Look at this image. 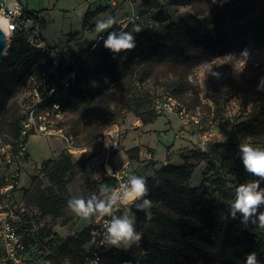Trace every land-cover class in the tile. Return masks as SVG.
Returning a JSON list of instances; mask_svg holds the SVG:
<instances>
[{
    "label": "trees",
    "instance_id": "obj_1",
    "mask_svg": "<svg viewBox=\"0 0 264 264\" xmlns=\"http://www.w3.org/2000/svg\"><path fill=\"white\" fill-rule=\"evenodd\" d=\"M177 2L192 5L195 11L177 22L170 21L166 31L154 26L142 28L140 33H134L135 49L121 52L115 58L103 47L100 37L76 57L73 68L66 73H50L47 70L45 59L54 51V46L48 43V49H37L28 42L23 32L14 31L6 53L0 59V138L7 142H16L19 138L21 121L30 103L23 86L30 76L40 84L55 88L50 96H45L44 102L59 103L63 110L59 125L73 136L74 145L78 147L94 143L95 138L103 134L104 128L113 123L107 119L98 124L87 121L88 105L84 103L87 99L92 102L104 98V106L112 102L118 111L131 110L144 124L156 119L159 114L153 107L154 96L150 97L149 105L143 98L125 92L126 80L132 75L138 83L161 77L164 91L158 95L170 94L184 102L182 96L192 90L190 69L222 43L219 29L223 12L220 0L206 13L197 8L204 0ZM252 10L247 19L251 27V43L264 38V2L252 7ZM97 12L98 9L87 10L82 18V27L88 26L87 21ZM72 70L75 73L73 81L66 86ZM96 77L98 86L85 83L86 79ZM15 93L19 95L18 99L10 102ZM146 105L149 107L146 108ZM70 112H79L80 115L75 121H68L66 115ZM231 131L235 135L251 137L264 149V106L256 113L233 122ZM80 134L82 144L77 141ZM139 151V146L125 151L130 164L139 160ZM72 155L64 149L57 157L44 159L38 176L30 180V186L20 195L17 192L21 187L16 190L15 196L24 206L37 208L39 219H58L65 215L67 201L72 197L64 193H49L41 186V181L46 178L50 183L62 186L77 171L84 169L89 157L73 160ZM179 157L182 159L179 164L166 161L155 166L156 161H151L154 169L149 175H141L136 167L131 169V175L143 176L147 180L149 195L146 198L152 201V219L146 221L144 212L133 206L129 216L135 219L137 231L143 233L139 246L133 245L127 250L104 247L100 251L99 264H245L247 254L252 252L260 264H264V231L252 223L242 224L239 216L231 219L229 207L223 201L234 200L238 186H228L219 172V166L208 158L202 173L215 172L219 199L202 197L198 187L189 185L195 165H191L185 155L179 153ZM234 162V170L242 184L257 179L244 171L239 155ZM103 174L107 186L104 183L101 186L109 192L112 179L104 171ZM261 211H264V206ZM121 214L122 210L117 212V215ZM89 229L90 225L63 238L52 227L44 225L38 244H48L53 249L51 256L58 264L75 262L88 251L84 245L88 243ZM72 243L73 247H70ZM66 250L70 255L67 259L56 254Z\"/></svg>",
    "mask_w": 264,
    "mask_h": 264
},
{
    "label": "rangeland",
    "instance_id": "obj_2",
    "mask_svg": "<svg viewBox=\"0 0 264 264\" xmlns=\"http://www.w3.org/2000/svg\"><path fill=\"white\" fill-rule=\"evenodd\" d=\"M20 1L27 8L40 11L44 17L41 27L42 34L46 41L54 46V51L45 59L47 70L50 73L68 72L73 68L76 57L82 54L92 41L107 35V31L101 34L95 32L97 20L108 16L116 18L117 24L108 31L120 32L122 24L130 20H134L141 28L154 26L161 31H166V26L170 21L177 22L195 11L192 5L182 4L177 0ZM260 2L264 0H253L252 2L229 0L227 5L222 6L223 16L219 29L222 43L212 48L202 61L190 69L189 79L192 82V90L182 97L190 116L197 119L202 129L210 133L207 140L203 142L208 150L206 152L200 150L199 144L202 142L193 120L190 125L182 126L175 114H159L153 122L145 123L141 129L142 132L137 131L141 134L140 142H148L147 146L143 145L146 147L143 148V157L147 161L141 166L144 169L143 174L150 173L147 167L151 161H155L151 157H156L157 154L162 157L167 150H170L172 153L170 160L173 164L181 162L182 159L179 157L181 153L189 159L191 165H195L189 185L198 187L202 197L219 199L215 172L202 173L208 158H212L219 166V172L228 186L236 187L242 184L240 176L234 170V161L239 155L238 145L251 144L256 148H260L261 145L254 143L251 137H242L232 133L231 124L256 113L264 106V91H257L260 78L264 77V38L251 43L249 40L251 27L247 23L253 11L252 7H256ZM213 7L212 0H204L200 6H197L198 10L204 13L211 11ZM87 9H98V12L87 21L88 26L82 27V15ZM131 28L132 23H128V27L123 30L130 31ZM245 48L249 51L247 62L240 55L241 50ZM212 73H219V78L214 77ZM85 83L98 86L99 80L97 77L88 78ZM126 83L125 92L131 93L134 97L143 98L149 105L150 97L164 91L161 77H152L138 83L132 75L128 77ZM18 97L19 95L15 93L10 102H14ZM88 100L84 102L88 105L86 108L87 121L98 124L107 119L113 122L104 128L103 133L108 128H117L122 143L129 132H134L143 125L131 110L118 111L117 106L112 102L104 106V98H98L92 102ZM79 115V112H70L66 118L68 121H75ZM99 115H102L101 119ZM77 137V141L82 144V134ZM131 140L134 141V139ZM64 143L58 136H47L41 133H32L28 136L26 145L29 156L21 172V188L17 195L30 186V180L33 177L38 176L39 167L44 159L57 157L64 150ZM149 145L155 149L148 147ZM84 147H86L85 150L73 153V160L91 156L100 157L95 143ZM121 155L122 153L118 156V162L124 158ZM115 161L113 154L111 162L117 168ZM135 167L136 163H131L129 171ZM103 171L101 167L93 169L86 163L84 169L77 171L62 186L52 184L46 178L42 179L41 186L49 193H64L72 198L87 199L93 193L103 198L105 195V192L101 191L104 187L101 183L105 181ZM104 185L107 186L106 183ZM223 201L229 207L230 200L223 199ZM43 222L65 238L87 227L91 220L80 218L67 208L64 216L58 219L47 217ZM70 247H73V243ZM56 254L59 258L62 256V259L70 257L69 250L64 253L58 251Z\"/></svg>",
    "mask_w": 264,
    "mask_h": 264
},
{
    "label": "built area",
    "instance_id": "obj_3",
    "mask_svg": "<svg viewBox=\"0 0 264 264\" xmlns=\"http://www.w3.org/2000/svg\"><path fill=\"white\" fill-rule=\"evenodd\" d=\"M0 18L7 43L14 31L25 34L28 42L37 49H48V42L42 34L41 27L44 17L40 11L28 9L20 0H0ZM74 71H70L65 82L69 86L74 78ZM54 87L38 83L33 77H28L23 91L30 98L26 114L21 121L19 138L16 142H7L0 138V264H58L51 254L53 249L48 244L39 246L42 238L45 219H39V212L35 207L24 206L15 196L20 187V176L28 149L26 140L32 133L62 138L64 148L70 153L85 150L86 147L74 145V138L59 124L63 118V110L57 102L45 103V96H50ZM153 107L156 113H173L180 120L181 125H190L193 120L199 130V138L203 143L210 133L202 129V125L190 116L187 105L170 94L163 93L154 96ZM26 138V140H25ZM120 132L117 128H108L102 135L95 138L94 143L101 145L100 157H89L88 165L93 169L101 167L112 180L110 191L118 190L131 175L130 161L122 160L115 168L111 159L120 146ZM111 168V174L107 172ZM27 217L23 218L22 215ZM29 218V219H28ZM105 219H108L105 217ZM88 242L94 241L87 253L78 261L67 264H90L100 256L103 244L105 226L103 221L96 223V218L90 222Z\"/></svg>",
    "mask_w": 264,
    "mask_h": 264
},
{
    "label": "clouds",
    "instance_id": "obj_4",
    "mask_svg": "<svg viewBox=\"0 0 264 264\" xmlns=\"http://www.w3.org/2000/svg\"><path fill=\"white\" fill-rule=\"evenodd\" d=\"M228 0H220L219 6H223ZM213 4H217V0H212ZM128 23H132L130 31H125ZM117 24L116 18L108 16L95 22V32L101 34L108 32L107 37L102 39L103 47L113 54V58L121 52H127L135 49L136 37L134 33H140L142 28L136 24L134 20L122 24L120 32L108 31ZM241 57L247 62L249 58L248 49H242ZM214 77L219 78V73H212ZM257 91H264V77L260 78L257 85ZM201 151H207L206 144L200 143ZM239 158L243 165L244 171L251 176L256 177L239 185L235 189V199L229 203V217L231 219L240 218V222L244 225L252 223L259 230L264 231V149L253 147L251 144H239ZM107 172L111 174V168ZM105 192L103 198H99L93 193L89 198H72L67 201V207L76 216L85 220L96 218V223L103 221L105 233L102 243L109 247L123 248L125 250L133 245L139 246L143 233L137 231L136 221L128 215L134 206L138 211H143L145 220L152 219V201L146 197L149 195L147 180L143 176L135 174L130 175L125 183H122L118 190ZM122 210L121 215L117 212ZM107 217L108 219H105ZM94 241H90L84 245L85 249L91 247ZM90 264H99V258L90 261ZM245 264H260L254 252L247 254Z\"/></svg>",
    "mask_w": 264,
    "mask_h": 264
},
{
    "label": "crops",
    "instance_id": "obj_5",
    "mask_svg": "<svg viewBox=\"0 0 264 264\" xmlns=\"http://www.w3.org/2000/svg\"><path fill=\"white\" fill-rule=\"evenodd\" d=\"M29 9V8H28ZM33 10V9H32ZM87 10H90V9H87ZM86 13V12H85ZM84 13V14H85ZM82 18H83V15H82ZM48 42V41H47ZM49 43V42H48ZM50 44V43H49ZM139 119V118H138ZM143 125H141V127L140 128H138V129H135L134 130V132H129L128 134H127V136H126V138L124 139V141H123V143H122V140H121V142H120V146H119V149L118 150H116L115 151V153H114V157L116 158V161L115 162H117V163H115V165H118L122 160H124V159H126L127 158V155H126V150L127 149H129V148H131V147H133V146H139L140 147V151H139V160H134V161H132V163L134 162V163H136V170L141 174V175H149L151 172H152V170L154 169V166H152V165H149L147 168H148V170H150V173L149 174H143V172L142 171H144V169H142L143 167H141L145 162H147L146 160H144V157H143V148H146V147H143V145H145V146H147V141L145 142V143H141L140 142V133L139 132H142V128H143V126H145V124L144 123H142ZM137 131H139V132H137ZM131 139H134V141H132ZM148 147H150V148H152V149H155L152 145H149ZM97 150L98 151H100L101 150V145H97ZM65 149V148H64ZM122 153V155L121 156H123L124 158L123 159H121V161L120 162H118L117 161V159H118V156L120 155ZM177 153H178V151H177ZM148 154V153H147ZM171 155H172V153H170V150L168 151H166L165 152V154L162 156V157H160V156H158V154L156 155V157L155 156H153V157H151L152 158V160H157L156 161V164H155V166H158V164L159 163H161V162H173L172 160H170V158H171ZM149 156H150V154H149ZM181 163V162H180ZM179 164V163H178Z\"/></svg>",
    "mask_w": 264,
    "mask_h": 264
},
{
    "label": "water",
    "instance_id": "obj_6",
    "mask_svg": "<svg viewBox=\"0 0 264 264\" xmlns=\"http://www.w3.org/2000/svg\"><path fill=\"white\" fill-rule=\"evenodd\" d=\"M7 47H8L7 39L5 37L3 30L0 27V59L6 53Z\"/></svg>",
    "mask_w": 264,
    "mask_h": 264
},
{
    "label": "bare ground",
    "instance_id": "obj_7",
    "mask_svg": "<svg viewBox=\"0 0 264 264\" xmlns=\"http://www.w3.org/2000/svg\"><path fill=\"white\" fill-rule=\"evenodd\" d=\"M3 24V21H2V19L0 18V26Z\"/></svg>",
    "mask_w": 264,
    "mask_h": 264
}]
</instances>
